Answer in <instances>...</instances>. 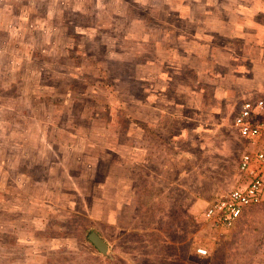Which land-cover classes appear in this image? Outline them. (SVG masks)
Here are the masks:
<instances>
[{
    "label": "rangeland",
    "instance_id": "374dc122",
    "mask_svg": "<svg viewBox=\"0 0 264 264\" xmlns=\"http://www.w3.org/2000/svg\"><path fill=\"white\" fill-rule=\"evenodd\" d=\"M262 96L264 0H0V264H264V201L204 218Z\"/></svg>",
    "mask_w": 264,
    "mask_h": 264
},
{
    "label": "built area",
    "instance_id": "2783aa9c",
    "mask_svg": "<svg viewBox=\"0 0 264 264\" xmlns=\"http://www.w3.org/2000/svg\"><path fill=\"white\" fill-rule=\"evenodd\" d=\"M234 125L247 138L254 139L264 134V96L247 98L240 104L234 116ZM264 162V152H243L239 168L243 174L240 182L226 194L216 197L206 207L204 218L216 228L231 227L245 209L264 199V176L252 167L254 161ZM205 252L203 249H199Z\"/></svg>",
    "mask_w": 264,
    "mask_h": 264
},
{
    "label": "water",
    "instance_id": "95a60500",
    "mask_svg": "<svg viewBox=\"0 0 264 264\" xmlns=\"http://www.w3.org/2000/svg\"><path fill=\"white\" fill-rule=\"evenodd\" d=\"M89 238L103 255L108 254L109 244L107 243V241L104 238H102L99 235V233H97L96 231H93L89 235Z\"/></svg>",
    "mask_w": 264,
    "mask_h": 264
},
{
    "label": "trees",
    "instance_id": "16d2710c",
    "mask_svg": "<svg viewBox=\"0 0 264 264\" xmlns=\"http://www.w3.org/2000/svg\"><path fill=\"white\" fill-rule=\"evenodd\" d=\"M248 208V207H247ZM246 208V209H247ZM245 209V210H246ZM245 212V211H244ZM243 215V214H242ZM242 217V216H241ZM241 217L238 219V221L241 219ZM238 221H237V223H238ZM233 227H234V225H233ZM209 228H213L211 225L209 226ZM230 228H232V227H230ZM229 228V229H230ZM94 230L93 229H90L89 231H88V233H87V236H88V234L90 235L91 234V232H93ZM99 234H100V232H99ZM87 240L90 242V244L95 248V249H97V247L94 245V243L90 240V238L89 237H87ZM241 241V240H240ZM208 246V248H210V246L209 245H207ZM98 250V249H97ZM206 252H207V250H206ZM197 255H199L201 258H203L205 261H206V256H210V255H201L200 253H197ZM99 259L100 260H104V258L101 256V258H100V256H99ZM108 259V258H107Z\"/></svg>",
    "mask_w": 264,
    "mask_h": 264
},
{
    "label": "crops",
    "instance_id": "0c3cea01",
    "mask_svg": "<svg viewBox=\"0 0 264 264\" xmlns=\"http://www.w3.org/2000/svg\"><path fill=\"white\" fill-rule=\"evenodd\" d=\"M263 201H264V199H263V200H262L260 203H258V204H255V205H259V204L263 203ZM251 206H253V205H251ZM249 207H250V206H249ZM250 209H251V208H249L248 210H250ZM248 210H247V211H248ZM247 211H246V212H247ZM245 217H247V215H246V214H245ZM107 255H108V254H107Z\"/></svg>",
    "mask_w": 264,
    "mask_h": 264
}]
</instances>
